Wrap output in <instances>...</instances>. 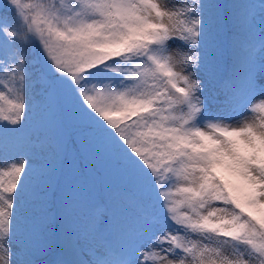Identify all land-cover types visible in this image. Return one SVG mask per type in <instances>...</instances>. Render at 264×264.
Here are the masks:
<instances>
[{"label":"snow or ice","instance_id":"obj_1","mask_svg":"<svg viewBox=\"0 0 264 264\" xmlns=\"http://www.w3.org/2000/svg\"><path fill=\"white\" fill-rule=\"evenodd\" d=\"M0 13V264H264V0Z\"/></svg>","mask_w":264,"mask_h":264},{"label":"trees","instance_id":"obj_2","mask_svg":"<svg viewBox=\"0 0 264 264\" xmlns=\"http://www.w3.org/2000/svg\"><path fill=\"white\" fill-rule=\"evenodd\" d=\"M228 3H241V0H226ZM3 14V13H0ZM9 16H11V13H8ZM225 41L227 43V36L225 37ZM28 51V58L29 61L32 62V70L38 75L39 74V69H40V64H39V57L36 55V52L30 47L27 49ZM39 120V117L36 115H33L32 117V123L35 124ZM11 150V149H10ZM12 151V150H11Z\"/></svg>","mask_w":264,"mask_h":264},{"label":"rangeland","instance_id":"obj_3","mask_svg":"<svg viewBox=\"0 0 264 264\" xmlns=\"http://www.w3.org/2000/svg\"><path fill=\"white\" fill-rule=\"evenodd\" d=\"M163 3L167 4L169 7H171L174 4H177L180 2V0H162ZM259 3V0H241V3ZM178 42H176V44L172 45L173 50H175V47L177 46ZM244 116H248L250 115L249 113L245 112L243 113ZM239 119V117L237 118ZM235 122V121H233ZM13 153L12 151L9 149L7 152H5L4 150L0 149V160H3L5 156H11Z\"/></svg>","mask_w":264,"mask_h":264}]
</instances>
